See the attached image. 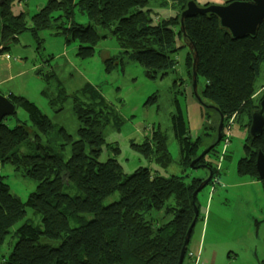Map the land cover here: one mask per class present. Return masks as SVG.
Masks as SVG:
<instances>
[{"label": "trees", "instance_id": "trees-1", "mask_svg": "<svg viewBox=\"0 0 264 264\" xmlns=\"http://www.w3.org/2000/svg\"><path fill=\"white\" fill-rule=\"evenodd\" d=\"M14 1L0 0V54L25 31L38 42L42 31L64 38L76 45L79 60L92 57L99 42L113 39L119 55L102 57L105 73L123 69L124 62L131 61L147 78L156 79L174 71L178 50L187 49L178 30L179 14L189 0H162L161 6L170 5L175 12L165 19L152 18L148 0H49L30 16V27L23 12L13 14ZM76 12L88 22H75ZM184 31L196 54L197 78L204 80L198 94L223 115L221 137L230 119L248 129L250 115L264 96L263 86L254 98L264 61V22L254 38L231 39L211 15L185 19ZM184 63L191 69L188 50ZM190 75L191 71L189 82ZM70 96L77 120L74 136L52 124L27 99L7 96L28 120L7 117L0 122V168L11 166L35 188L22 200L10 193L0 172V264H177L194 221L191 196L202 180L164 177L143 167L127 175L114 158L99 161L103 129L112 116L100 88L84 83ZM172 102L175 112L170 126L179 150L177 165L184 172L199 155L200 137L191 138L178 102ZM153 130L141 144L131 141L130 145L166 168L172 161L166 135ZM245 140L237 172L260 181L264 191V180L257 178L255 170L257 150L264 154V128L257 139L248 135ZM204 158L198 163L208 166ZM217 167L211 170V180ZM114 194L117 197L105 202ZM27 210L39 217V224L24 220L13 229Z\"/></svg>", "mask_w": 264, "mask_h": 264}, {"label": "rangeland", "instance_id": "rangeland-1", "mask_svg": "<svg viewBox=\"0 0 264 264\" xmlns=\"http://www.w3.org/2000/svg\"><path fill=\"white\" fill-rule=\"evenodd\" d=\"M48 1L15 0L11 9L14 15L23 12L24 21L30 27V16ZM161 1L148 0L147 8L152 18L174 17V9L170 5L161 6ZM193 1L203 6L223 5L232 0ZM74 21L79 24L88 22L86 16L77 12ZM38 38L39 42L25 31L7 51L0 54L1 95L6 97L12 93L27 99L52 124L63 127L74 136L77 120L70 95L84 83L95 85L100 88L104 105L112 115L103 129L99 161L114 158L127 175L143 167L164 177L185 175L187 179L197 178L199 182L204 179L206 173L202 169L189 166L181 172L183 169L180 170L177 165L178 145L170 126V116L175 112L172 101L176 100L191 138L200 137V140L197 139L198 154L216 142L218 116L200 106L192 95L188 77L190 67L184 66L187 49L178 50L174 71L163 78L150 79L138 64L131 61L124 62L123 69L117 68L109 74L104 72L102 57L119 55L113 39L99 42L92 57L79 60L76 45L66 43L64 38L52 36L49 31L40 32ZM203 86L204 80L198 77V90L201 91ZM263 86L264 61L254 98L261 95ZM9 117V120H28L27 114L19 108L14 116ZM232 122L223 128V132L228 134L227 144L219 142L204 158L211 170L218 166L217 176L196 196L198 218L190 234L184 264H194L197 257V264H262L264 261V191L260 181H253L249 176L237 172L238 161L245 155L248 129ZM152 130L166 135V147L172 160L166 168L144 158L130 145L131 141L141 144ZM0 172L6 176L10 193L22 200L35 188L33 182L19 177L9 165L1 167ZM211 181L214 183L210 184ZM115 197L117 194L105 202ZM154 217H157V213H154ZM24 220L39 224V217L27 210L25 217L13 229ZM189 254L192 256L188 257Z\"/></svg>", "mask_w": 264, "mask_h": 264}, {"label": "water", "instance_id": "water-1", "mask_svg": "<svg viewBox=\"0 0 264 264\" xmlns=\"http://www.w3.org/2000/svg\"><path fill=\"white\" fill-rule=\"evenodd\" d=\"M197 15H211L214 16L220 28L224 29L230 36L231 39H242V38H254L256 36L258 27L262 22H264V0H232L223 5L217 4H205L203 6H198L193 0H189L185 4V8L179 14V32L182 37L184 46L189 51L191 56V75H190V86L192 95L206 110H214L218 113L219 122L216 128V142L204 148L199 155L192 159L189 166L194 169H202L207 173V178L202 180L198 187L194 190L191 196V203L194 210V221L190 224L184 238L183 246L181 248L179 260L177 264H182L187 245L190 239V234L195 221L198 216V209L195 205V199L197 194L204 189L210 182L212 177V171L206 164H198L201 159H203L211 149L220 142L221 131L223 126V115L219 113L218 109L212 105L205 104L198 94L197 87V58L194 51V47L188 41V38L184 31V20L187 18L195 17ZM16 112V108L13 103H11L7 96L0 94V122L9 116H13ZM264 128V96L260 100L258 109L253 111L250 115V125L248 128L249 137L254 140L261 136ZM255 170L257 178L259 180H264V154L261 150H257L255 159Z\"/></svg>", "mask_w": 264, "mask_h": 264}, {"label": "built area", "instance_id": "built-area-1", "mask_svg": "<svg viewBox=\"0 0 264 264\" xmlns=\"http://www.w3.org/2000/svg\"><path fill=\"white\" fill-rule=\"evenodd\" d=\"M5 58H6V59H9V56L5 55ZM232 121H233V119H230V120L228 121L227 124H230V125H231V124L233 123ZM222 134H223V136L221 137V141L224 142V144L226 145V144H227V137H228V134H226V133H224V132H223ZM217 168H218V167H217ZM186 256H187V253L185 254V257H186ZM191 256H192L191 254L188 255V257H191Z\"/></svg>", "mask_w": 264, "mask_h": 264}, {"label": "flooded vegetation", "instance_id": "flooded-vegetation-1", "mask_svg": "<svg viewBox=\"0 0 264 264\" xmlns=\"http://www.w3.org/2000/svg\"><path fill=\"white\" fill-rule=\"evenodd\" d=\"M216 145H217V144H216ZM216 145H215V146H216ZM215 146H214V147H215ZM214 147H213V148H214ZM210 152H211V151H210ZM195 158H196V157H195ZM198 164H203V163H197L195 166H197ZM194 169H196V168H194ZM205 173H206V172H205ZM207 176H208V175H207V173H206L205 176H204V179H206ZM212 177H213V176H212ZM212 177H211V178H212ZM204 179H203V180H204ZM210 180H211V179H210Z\"/></svg>", "mask_w": 264, "mask_h": 264}, {"label": "crops", "instance_id": "crops-1", "mask_svg": "<svg viewBox=\"0 0 264 264\" xmlns=\"http://www.w3.org/2000/svg\"><path fill=\"white\" fill-rule=\"evenodd\" d=\"M15 61V60H14ZM254 181V180H253ZM199 251H200V249H199ZM198 255H199V252H198ZM197 255V256H198ZM197 262H198V257L195 259V263L194 264H197ZM191 264V263H190Z\"/></svg>", "mask_w": 264, "mask_h": 264}]
</instances>
